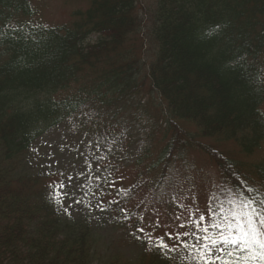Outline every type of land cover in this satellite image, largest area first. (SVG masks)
<instances>
[{
    "label": "trees",
    "instance_id": "obj_1",
    "mask_svg": "<svg viewBox=\"0 0 264 264\" xmlns=\"http://www.w3.org/2000/svg\"><path fill=\"white\" fill-rule=\"evenodd\" d=\"M85 1L70 22L47 25L34 20L32 0H0V264L92 263L88 219L62 221L53 183L16 174L18 157L84 105L155 116L137 97L144 90L162 105L169 134L161 173L185 148L202 150L233 203L235 229L251 215L264 230V159L244 165L218 147L232 140L251 154L264 140V0H157L149 16L139 0ZM138 33L154 47L148 60L132 54ZM144 261L132 264H182Z\"/></svg>",
    "mask_w": 264,
    "mask_h": 264
},
{
    "label": "rangeland",
    "instance_id": "obj_2",
    "mask_svg": "<svg viewBox=\"0 0 264 264\" xmlns=\"http://www.w3.org/2000/svg\"><path fill=\"white\" fill-rule=\"evenodd\" d=\"M32 2L37 9L34 20L47 25L68 23L73 11L87 6L84 0ZM156 2L139 0L138 13L146 12L149 16ZM141 15L147 20L146 14ZM129 42L135 48L134 58L152 57L154 47L147 36L138 33ZM68 91H60L56 97ZM137 97L147 102L148 110L155 114L148 115L150 118H159V127L154 131L147 124L150 119L147 115L134 118L140 107L133 116L124 105L119 108L118 117L110 120L111 112L101 113L96 106L84 105L81 111L45 128L31 141L18 157L16 174H44L57 185L56 207L62 220L74 221L80 215L90 218L91 264L138 263L141 255L156 249L153 242L159 240L171 247L164 252L178 256L183 264H204L197 249L208 245L215 252L229 244L221 237L234 234L232 224L225 217L220 226H214L222 203L227 206L229 202L216 196L218 170L202 150L187 147L185 160L177 158L174 165L175 169L183 168L180 176L163 186L170 173L160 175V165L155 168L151 165L157 161L169 136L161 119L163 107L146 90ZM261 107L264 112V102ZM184 128L196 131L188 123ZM199 140L212 142L207 138ZM218 147L246 164L264 158V141L251 155L241 153L233 141L222 142ZM60 184L64 187L60 188ZM151 185L158 191L151 190ZM212 240L217 244L213 245Z\"/></svg>",
    "mask_w": 264,
    "mask_h": 264
},
{
    "label": "snow or ice",
    "instance_id": "obj_3",
    "mask_svg": "<svg viewBox=\"0 0 264 264\" xmlns=\"http://www.w3.org/2000/svg\"><path fill=\"white\" fill-rule=\"evenodd\" d=\"M60 188L64 185L60 184ZM67 195V193H65ZM251 207V206H249ZM259 225H264V218L260 219ZM239 226V225H238ZM240 227L239 235H230L221 237L225 243L231 245H240V252L228 251L218 248L213 252L208 245L197 249L200 259L204 264H264V230L254 222L253 216H248L247 223ZM143 231V229H141ZM208 239V237H205ZM213 245L217 244L216 240L211 241ZM158 247L167 248L168 245L161 241ZM219 253V254H216Z\"/></svg>",
    "mask_w": 264,
    "mask_h": 264
}]
</instances>
